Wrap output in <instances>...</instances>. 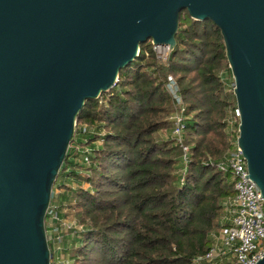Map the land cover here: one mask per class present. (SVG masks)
<instances>
[{
  "label": "water",
  "instance_id": "1",
  "mask_svg": "<svg viewBox=\"0 0 264 264\" xmlns=\"http://www.w3.org/2000/svg\"><path fill=\"white\" fill-rule=\"evenodd\" d=\"M181 11L219 31L243 177L264 202V0H0V264H49L45 211L76 115L139 44L170 52Z\"/></svg>",
  "mask_w": 264,
  "mask_h": 264
},
{
  "label": "trees",
  "instance_id": "2",
  "mask_svg": "<svg viewBox=\"0 0 264 264\" xmlns=\"http://www.w3.org/2000/svg\"><path fill=\"white\" fill-rule=\"evenodd\" d=\"M174 38L163 60L149 41L139 44L116 82L85 100L76 115L75 145L57 172L88 184L58 185L59 210L81 225L65 246L72 264H189L207 249L221 200L233 192L228 174L214 164L228 147L222 120L234 105L218 74L225 67L230 76L219 31L181 11ZM167 75L185 103L190 150L182 180L180 150L159 133L169 128L173 110ZM79 155L88 166L77 161Z\"/></svg>",
  "mask_w": 264,
  "mask_h": 264
},
{
  "label": "built area",
  "instance_id": "3",
  "mask_svg": "<svg viewBox=\"0 0 264 264\" xmlns=\"http://www.w3.org/2000/svg\"><path fill=\"white\" fill-rule=\"evenodd\" d=\"M156 57H167L168 47L151 44ZM164 58V59H165ZM226 71L219 72L226 91H232V78L226 81ZM228 76V75H227ZM165 90L173 107L168 115L169 139L180 150V180L188 162L190 145L184 141L185 103L179 93L178 85L171 75L166 76ZM223 133L228 147L214 164L222 173H227L232 194L221 200L220 212L215 227L208 233L207 249L192 256L189 264H254L264 255V202L257 197L259 189L247 175L245 161L237 149L238 114L235 104L227 107L223 118ZM84 130L86 125H81ZM83 153L89 154L88 148ZM45 237L49 243L50 261L54 264H72L73 258L65 250L64 239L81 230L75 220H67L58 206L49 202L44 217ZM47 229V230H46ZM77 236V234H75ZM65 258H61L62 251Z\"/></svg>",
  "mask_w": 264,
  "mask_h": 264
},
{
  "label": "rangeland",
  "instance_id": "4",
  "mask_svg": "<svg viewBox=\"0 0 264 264\" xmlns=\"http://www.w3.org/2000/svg\"><path fill=\"white\" fill-rule=\"evenodd\" d=\"M145 43H147V41L145 42ZM151 48V47H150ZM147 49V48H146ZM151 50H152V48H151ZM153 51V50H152ZM156 56L158 55L157 53H155V52H153ZM157 59H159V60H163L165 57H156ZM226 70V68L225 67H223V68H221L220 70H219V72H224ZM225 75H226V81L228 80V79H231V75L229 76L228 75V73H227V71H226V73H225ZM228 75V76H227ZM224 91H225V93H229L230 91H226L225 89H223ZM232 93V92H231ZM82 125H84V124H82ZM79 126H81V124H79ZM74 128H75V126H74ZM160 133V135L162 136V137H166V138H169V128L167 129V130H163V131H160L159 132ZM74 145H75V142H69V144H68V147H70V149L71 148H73L74 147ZM211 158V157H210ZM77 161H79L80 163H84V165L85 166H88L89 165V160L88 159H84L83 158V156L82 155H79V158H77ZM76 171L77 172H80V169L78 168V169H76ZM59 184H63V185H65V186H63V187H75V186H78V185H80V186H82L83 188H88V184L86 183V182H78V181H76L75 179H72V177H64V176H62V175H56V177H55V179H54V182H53V185H52V190H51V192H52V194H53V197H52V200H54L55 199V197H58V195H59V193L61 192V188H58V185ZM53 202V201H52ZM58 203V202H57ZM67 211H66V209L65 210H62V213H66ZM71 213V212H70ZM70 213H68V214H66L64 217L67 219V220H70V219H72L73 217H72V215L70 214ZM73 220V219H72ZM80 227L81 228V225L80 224H78L77 223V227ZM68 237H70L69 239H64V245L66 246V244L69 246V242H70V240L72 239L71 237H76L75 236V234H73L72 236H68ZM77 239V238H76ZM48 246H49V243H48ZM67 251V250H66ZM69 254V253H68ZM65 256H66V253H65V251L63 250L62 251V253H61V258L63 259V258H65ZM52 259V258H51ZM50 259V260H51Z\"/></svg>",
  "mask_w": 264,
  "mask_h": 264
},
{
  "label": "crops",
  "instance_id": "5",
  "mask_svg": "<svg viewBox=\"0 0 264 264\" xmlns=\"http://www.w3.org/2000/svg\"><path fill=\"white\" fill-rule=\"evenodd\" d=\"M53 201V202H52ZM58 198L57 197H55V199L54 200H51V203L52 204H55V205H58ZM47 230V229H46Z\"/></svg>",
  "mask_w": 264,
  "mask_h": 264
}]
</instances>
